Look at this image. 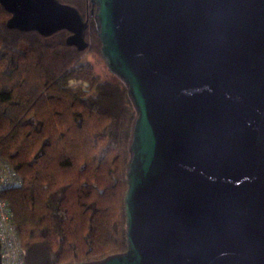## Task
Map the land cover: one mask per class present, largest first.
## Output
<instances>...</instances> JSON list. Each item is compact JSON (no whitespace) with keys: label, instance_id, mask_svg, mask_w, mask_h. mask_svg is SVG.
I'll list each match as a JSON object with an SVG mask.
<instances>
[{"label":"water","instance_id":"95a60500","mask_svg":"<svg viewBox=\"0 0 264 264\" xmlns=\"http://www.w3.org/2000/svg\"><path fill=\"white\" fill-rule=\"evenodd\" d=\"M136 112L126 250L75 264H264V0H89ZM9 29L88 49L59 0H0Z\"/></svg>","mask_w":264,"mask_h":264},{"label":"trees","instance_id":"16d2710c","mask_svg":"<svg viewBox=\"0 0 264 264\" xmlns=\"http://www.w3.org/2000/svg\"><path fill=\"white\" fill-rule=\"evenodd\" d=\"M60 1L85 20L87 5L94 8L89 0ZM8 16L0 6V159L22 181L0 197L13 212L24 260L95 263L120 254L136 116L126 85L106 65L103 78L82 61L89 49L102 57L92 14L84 30L92 44L82 51L66 44V30L9 29Z\"/></svg>","mask_w":264,"mask_h":264},{"label":"built area","instance_id":"2783aa9c","mask_svg":"<svg viewBox=\"0 0 264 264\" xmlns=\"http://www.w3.org/2000/svg\"><path fill=\"white\" fill-rule=\"evenodd\" d=\"M20 175L5 160L0 159V192L21 184ZM26 250L18 238L13 212L0 197V264H26Z\"/></svg>","mask_w":264,"mask_h":264},{"label":"rangeland","instance_id":"374dc122","mask_svg":"<svg viewBox=\"0 0 264 264\" xmlns=\"http://www.w3.org/2000/svg\"><path fill=\"white\" fill-rule=\"evenodd\" d=\"M90 10V12H89ZM87 11H88V16H86L87 21L91 18V11L92 9H90V7L87 5ZM90 13V14H89ZM91 34L90 31L88 32V36L86 41L89 43V47L92 44V40L90 38ZM86 50V49H85ZM82 61L83 62H89L94 66L95 72L97 74H99L101 77H105V76H109L108 71H106V67H105V62L102 59V57H100V55L98 54V52L96 50H92L89 49L83 56H82Z\"/></svg>","mask_w":264,"mask_h":264},{"label":"flooded vegetation","instance_id":"af4514ba","mask_svg":"<svg viewBox=\"0 0 264 264\" xmlns=\"http://www.w3.org/2000/svg\"><path fill=\"white\" fill-rule=\"evenodd\" d=\"M59 1H60V0H59ZM60 2H61V1H60ZM65 4H66V3H65ZM9 16H10V15H9ZM9 16H8V17H9Z\"/></svg>","mask_w":264,"mask_h":264}]
</instances>
